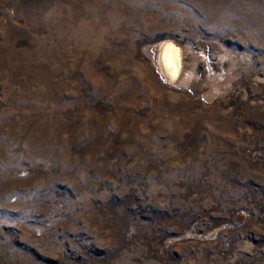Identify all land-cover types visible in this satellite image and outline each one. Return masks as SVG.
I'll return each instance as SVG.
<instances>
[{
    "label": "rangeland",
    "instance_id": "rangeland-1",
    "mask_svg": "<svg viewBox=\"0 0 264 264\" xmlns=\"http://www.w3.org/2000/svg\"><path fill=\"white\" fill-rule=\"evenodd\" d=\"M0 264H264V0H0Z\"/></svg>",
    "mask_w": 264,
    "mask_h": 264
},
{
    "label": "bare ground",
    "instance_id": "bare-ground-1",
    "mask_svg": "<svg viewBox=\"0 0 264 264\" xmlns=\"http://www.w3.org/2000/svg\"><path fill=\"white\" fill-rule=\"evenodd\" d=\"M167 45H169V44H167ZM166 47L169 50V52H167L168 54L166 55L165 61L163 60L164 61L163 66L165 69H166V67L168 68L167 72L169 73V75L171 74L170 78L172 80H175V79L177 81L181 80L183 77L182 74H183V70L185 67V58H184V65H183L182 52L179 51L178 48H176V47L174 48L173 46H170V45L166 46ZM169 62H170V64H169Z\"/></svg>",
    "mask_w": 264,
    "mask_h": 264
}]
</instances>
